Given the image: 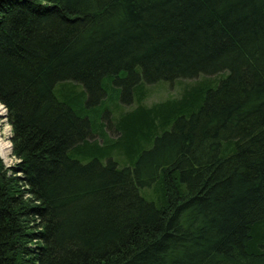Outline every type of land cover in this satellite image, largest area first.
I'll return each mask as SVG.
<instances>
[{
    "label": "trees",
    "instance_id": "1",
    "mask_svg": "<svg viewBox=\"0 0 264 264\" xmlns=\"http://www.w3.org/2000/svg\"><path fill=\"white\" fill-rule=\"evenodd\" d=\"M0 103V264H264V0H0Z\"/></svg>",
    "mask_w": 264,
    "mask_h": 264
},
{
    "label": "rangeland",
    "instance_id": "2",
    "mask_svg": "<svg viewBox=\"0 0 264 264\" xmlns=\"http://www.w3.org/2000/svg\"><path fill=\"white\" fill-rule=\"evenodd\" d=\"M153 91H151L148 101L146 102L149 106L161 102V101H165L168 98H173V97H177L181 94V86L178 84H173V85H168L164 84V85H159L156 86L152 89ZM4 107V106H3ZM5 116H0V139L4 142V143H9L11 145V150L8 151L7 155L3 156L2 152H0V157L3 159L4 164L7 167L10 166H14L16 164V162L18 161L14 156H13V147H12V137H13V132H12V127L10 126L9 122H8V117L6 114H8V111L5 109ZM107 128H104L103 131H98L96 133V135L93 136V140H97L99 142L102 141L101 139V135H108L110 138L115 139L116 137H118V135L115 133L114 128L111 127L109 128V122L107 120L104 121ZM109 124V125H108ZM10 130V136H7L6 131Z\"/></svg>",
    "mask_w": 264,
    "mask_h": 264
},
{
    "label": "bare ground",
    "instance_id": "3",
    "mask_svg": "<svg viewBox=\"0 0 264 264\" xmlns=\"http://www.w3.org/2000/svg\"><path fill=\"white\" fill-rule=\"evenodd\" d=\"M0 116H5V110H4V107L3 105L0 103ZM6 134L7 136H10V130H7L6 131ZM12 148H11V145L8 143H4L1 139H0V152H2L3 156L7 155L8 151H10Z\"/></svg>",
    "mask_w": 264,
    "mask_h": 264
},
{
    "label": "water",
    "instance_id": "4",
    "mask_svg": "<svg viewBox=\"0 0 264 264\" xmlns=\"http://www.w3.org/2000/svg\"><path fill=\"white\" fill-rule=\"evenodd\" d=\"M6 109V108H5ZM7 110V109H6ZM7 115V117H8V114H6Z\"/></svg>",
    "mask_w": 264,
    "mask_h": 264
}]
</instances>
